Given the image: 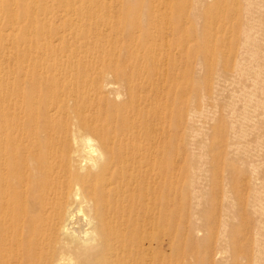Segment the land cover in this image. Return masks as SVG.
<instances>
[{"label":"rangeland","instance_id":"rangeland-1","mask_svg":"<svg viewBox=\"0 0 264 264\" xmlns=\"http://www.w3.org/2000/svg\"><path fill=\"white\" fill-rule=\"evenodd\" d=\"M69 1L72 7L63 0H0V78H25L36 67L30 59L47 48L85 55L77 77L87 73L89 84L97 73L87 66L104 67L112 59L105 50L123 71L140 65V78L126 83L120 98L110 88L102 96L106 109L126 104L138 85L140 148L150 145L152 132L155 143H167L162 165L171 166L174 202L167 235L161 233L155 250L166 255V264H258L260 253L264 264V0L251 12L249 0H132V9L143 6L147 19L134 33L140 49L126 46L133 34L126 0H95L99 8L93 0ZM104 9L118 17L115 27L102 22ZM81 15L97 17L106 36L100 45L64 30ZM248 35L259 43L254 58ZM241 62L261 75L235 77ZM151 80L160 88L148 85Z\"/></svg>","mask_w":264,"mask_h":264},{"label":"bare ground","instance_id":"bare-ground-1","mask_svg":"<svg viewBox=\"0 0 264 264\" xmlns=\"http://www.w3.org/2000/svg\"><path fill=\"white\" fill-rule=\"evenodd\" d=\"M255 1L249 0L248 11ZM69 2L63 0L72 7ZM130 2L126 12L133 34L125 42L140 49L134 33L146 14ZM91 5L99 8L95 0ZM104 13L102 22L115 27L118 17L109 9ZM96 18L81 15L64 30L100 45L106 36ZM162 24L172 26L168 19ZM246 26L257 25L248 20ZM37 30L40 39L43 32ZM246 47L257 56L259 43L251 35ZM104 54L112 57L106 63L111 66L91 62L87 69L97 73L91 84L87 73L77 77L85 55L68 54L67 47L31 58L36 67L23 79L12 81L14 73L0 78V97L6 98L0 102V264H140V257L142 264H166L155 244L161 233L167 235L174 202L171 166L162 165L167 143H155L152 132L150 145L140 148L138 85L131 87V101L106 109L103 90L120 98L124 85L140 78V65L128 73L111 50ZM243 62L236 63L234 76L261 75ZM148 85L160 88L152 80Z\"/></svg>","mask_w":264,"mask_h":264}]
</instances>
